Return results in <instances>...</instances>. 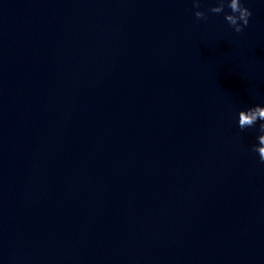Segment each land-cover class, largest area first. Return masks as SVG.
Wrapping results in <instances>:
<instances>
[{
	"label": "clouds",
	"instance_id": "9594fccd",
	"mask_svg": "<svg viewBox=\"0 0 264 264\" xmlns=\"http://www.w3.org/2000/svg\"><path fill=\"white\" fill-rule=\"evenodd\" d=\"M193 7L197 9L194 12L195 17L205 19V12L200 9V0H192ZM225 4L230 12L225 13L224 19L235 33H241L249 24V18L252 11L244 6L241 0H216V5L208 9L211 13L224 12ZM259 124V135L256 137L257 143L252 146V151L258 153L260 162L264 163V106L254 105L238 112V128L241 132Z\"/></svg>",
	"mask_w": 264,
	"mask_h": 264
}]
</instances>
